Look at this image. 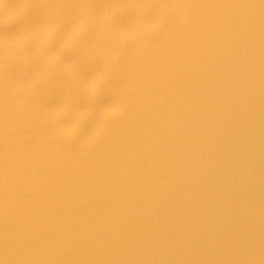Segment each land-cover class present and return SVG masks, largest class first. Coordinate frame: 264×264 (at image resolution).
<instances>
[{"label": "water", "instance_id": "1", "mask_svg": "<svg viewBox=\"0 0 264 264\" xmlns=\"http://www.w3.org/2000/svg\"><path fill=\"white\" fill-rule=\"evenodd\" d=\"M0 264H264V0H3Z\"/></svg>", "mask_w": 264, "mask_h": 264}, {"label": "snow or ice", "instance_id": "2", "mask_svg": "<svg viewBox=\"0 0 264 264\" xmlns=\"http://www.w3.org/2000/svg\"><path fill=\"white\" fill-rule=\"evenodd\" d=\"M0 4H3V0H0Z\"/></svg>", "mask_w": 264, "mask_h": 264}]
</instances>
